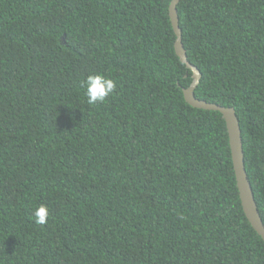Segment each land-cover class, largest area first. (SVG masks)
<instances>
[{
	"label": "trees",
	"instance_id": "trees-1",
	"mask_svg": "<svg viewBox=\"0 0 264 264\" xmlns=\"http://www.w3.org/2000/svg\"><path fill=\"white\" fill-rule=\"evenodd\" d=\"M170 1L0 0V264H264L224 119L183 98ZM176 10L194 96L235 110L264 225V0ZM97 73L116 88L89 105Z\"/></svg>",
	"mask_w": 264,
	"mask_h": 264
},
{
	"label": "water",
	"instance_id": "water-1",
	"mask_svg": "<svg viewBox=\"0 0 264 264\" xmlns=\"http://www.w3.org/2000/svg\"><path fill=\"white\" fill-rule=\"evenodd\" d=\"M178 2L179 0L170 1L168 13L173 32L175 34V53L179 58L180 62L183 63L185 67L191 71L190 84L186 88H181L183 98L185 102L190 106L198 109L216 111L220 113L222 118L224 119L228 135L232 166L241 207L245 217L247 218L252 228L264 241V225L257 211L251 185L247 178V174L244 167L241 133L235 110L233 107L222 106L212 102H207L204 100L197 99L194 96V90L200 79V72L194 65H192L187 60L186 52L181 42V30L179 28L176 10V5L178 4Z\"/></svg>",
	"mask_w": 264,
	"mask_h": 264
},
{
	"label": "clouds",
	"instance_id": "clouds-1",
	"mask_svg": "<svg viewBox=\"0 0 264 264\" xmlns=\"http://www.w3.org/2000/svg\"><path fill=\"white\" fill-rule=\"evenodd\" d=\"M115 88V82L103 74L88 75L84 81V94L89 105L104 102L106 98L114 93ZM49 214V209L46 205H38L33 208V218L37 224H45Z\"/></svg>",
	"mask_w": 264,
	"mask_h": 264
}]
</instances>
